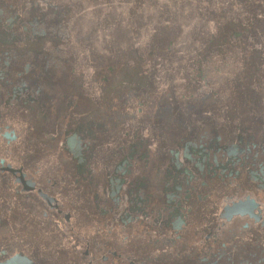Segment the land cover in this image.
Segmentation results:
<instances>
[{"label":"flooded vegetation","instance_id":"flooded-vegetation-1","mask_svg":"<svg viewBox=\"0 0 264 264\" xmlns=\"http://www.w3.org/2000/svg\"><path fill=\"white\" fill-rule=\"evenodd\" d=\"M85 1L0 0V264H264V0L125 51Z\"/></svg>","mask_w":264,"mask_h":264},{"label":"rangeland","instance_id":"rangeland-1","mask_svg":"<svg viewBox=\"0 0 264 264\" xmlns=\"http://www.w3.org/2000/svg\"><path fill=\"white\" fill-rule=\"evenodd\" d=\"M190 3L191 0H156L155 6L151 8V19H148V23H143L144 10L149 8L142 5L140 0H87L84 2V15L87 14V16L90 17L85 25L86 32L89 34L85 35L84 41L87 47H91L95 40L101 43L113 42L114 44L117 42L118 44L120 43V46L114 45L113 51H125L127 48L125 39L129 36L130 38L131 35H136L135 37H138L140 35V30L147 31L148 27L151 28V26L156 23L158 24L156 27L158 30L163 24L169 22H171L174 28V41H176L177 38L181 41H189L191 39V31L195 24V18L192 15ZM207 3L209 2L207 1ZM185 4L189 9L187 14H181ZM111 20L112 22L109 23ZM113 22L116 23L115 26H113ZM179 23L183 25V32L181 31L178 34L176 28L179 26ZM142 24L146 26L144 27ZM132 28L135 29L130 33ZM195 29H197L198 34L201 35L204 27L197 23ZM154 32L155 34L159 32L155 37L160 34V31ZM147 33H149V31H147ZM177 35L179 36L177 37ZM201 36L204 37V35ZM146 39H148V37ZM148 40L150 41V39ZM129 54L130 64H135L132 68H130L131 65L129 64V71L131 72L133 68L134 70L137 68V60L135 59V57H137L136 49H130ZM133 59H135V62Z\"/></svg>","mask_w":264,"mask_h":264}]
</instances>
